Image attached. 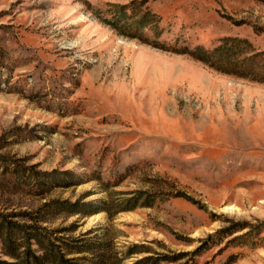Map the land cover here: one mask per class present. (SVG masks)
Instances as JSON below:
<instances>
[{"label":"rangeland","instance_id":"1","mask_svg":"<svg viewBox=\"0 0 264 264\" xmlns=\"http://www.w3.org/2000/svg\"><path fill=\"white\" fill-rule=\"evenodd\" d=\"M0 220L8 261L264 264V0H0Z\"/></svg>","mask_w":264,"mask_h":264},{"label":"trees","instance_id":"2","mask_svg":"<svg viewBox=\"0 0 264 264\" xmlns=\"http://www.w3.org/2000/svg\"><path fill=\"white\" fill-rule=\"evenodd\" d=\"M5 222L3 220H0V228L4 226ZM8 227V226H6ZM1 235V234H0ZM9 235V234H7ZM4 241L7 242V239H10V236H3ZM81 252V251H80ZM10 255L14 256L17 261H8L0 258V264H43L45 259L47 258V255H38L34 253L30 246L28 247V252H24V255H15L11 254ZM46 263V262H45ZM96 264H100V262H97Z\"/></svg>","mask_w":264,"mask_h":264}]
</instances>
